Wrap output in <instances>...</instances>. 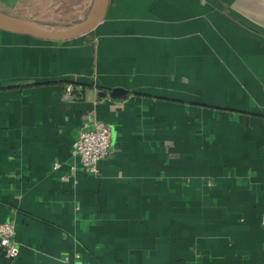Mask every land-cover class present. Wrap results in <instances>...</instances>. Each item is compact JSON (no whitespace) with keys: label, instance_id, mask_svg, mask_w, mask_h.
Segmentation results:
<instances>
[{"label":"crops","instance_id":"0c3cea01","mask_svg":"<svg viewBox=\"0 0 264 264\" xmlns=\"http://www.w3.org/2000/svg\"><path fill=\"white\" fill-rule=\"evenodd\" d=\"M93 118L112 130L99 177L72 156ZM263 217L264 0H111L67 42L0 31V223L20 250L0 264H264Z\"/></svg>","mask_w":264,"mask_h":264},{"label":"built area","instance_id":"2783aa9c","mask_svg":"<svg viewBox=\"0 0 264 264\" xmlns=\"http://www.w3.org/2000/svg\"><path fill=\"white\" fill-rule=\"evenodd\" d=\"M63 97L68 100L74 99V89L71 85H67ZM112 146V130L110 126L99 119L93 118L84 121L77 134L72 147V156L79 161V165L89 174L100 176L101 172L99 164L107 158ZM62 165L56 163L54 170L61 169ZM77 165L70 166V171L76 172ZM63 181L68 180V176L61 177ZM209 185H211L209 183ZM264 225V217L262 218ZM15 226L13 223H0V248L3 255L8 260H14L19 256V247L15 240ZM74 262L71 264H84L79 260L80 254L75 253Z\"/></svg>","mask_w":264,"mask_h":264},{"label":"water","instance_id":"95a60500","mask_svg":"<svg viewBox=\"0 0 264 264\" xmlns=\"http://www.w3.org/2000/svg\"><path fill=\"white\" fill-rule=\"evenodd\" d=\"M110 2L111 0H93L92 7L84 20L71 26L60 28L43 26L0 11V31L47 42L71 41L90 34L101 24L106 17ZM109 95L113 99L126 97L123 89H114Z\"/></svg>","mask_w":264,"mask_h":264},{"label":"rangeland","instance_id":"374dc122","mask_svg":"<svg viewBox=\"0 0 264 264\" xmlns=\"http://www.w3.org/2000/svg\"><path fill=\"white\" fill-rule=\"evenodd\" d=\"M92 0H13L0 1V11L34 23L51 27H67L82 21V9L88 11Z\"/></svg>","mask_w":264,"mask_h":264},{"label":"trees","instance_id":"16d2710c","mask_svg":"<svg viewBox=\"0 0 264 264\" xmlns=\"http://www.w3.org/2000/svg\"><path fill=\"white\" fill-rule=\"evenodd\" d=\"M66 88V87H65ZM261 223H262V220H261Z\"/></svg>","mask_w":264,"mask_h":264}]
</instances>
